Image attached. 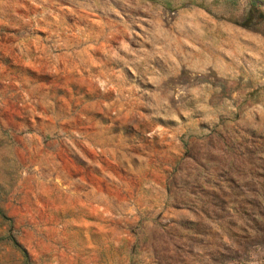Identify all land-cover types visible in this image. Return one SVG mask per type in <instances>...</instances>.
I'll list each match as a JSON object with an SVG mask.
<instances>
[{
	"label": "rangeland",
	"instance_id": "obj_1",
	"mask_svg": "<svg viewBox=\"0 0 264 264\" xmlns=\"http://www.w3.org/2000/svg\"><path fill=\"white\" fill-rule=\"evenodd\" d=\"M0 264H264V0H0Z\"/></svg>",
	"mask_w": 264,
	"mask_h": 264
},
{
	"label": "trees",
	"instance_id": "obj_2",
	"mask_svg": "<svg viewBox=\"0 0 264 264\" xmlns=\"http://www.w3.org/2000/svg\"><path fill=\"white\" fill-rule=\"evenodd\" d=\"M251 9L253 10H255L256 8H257V5H256V2L255 1H251ZM17 244V243H16ZM25 253V252H24ZM26 254V253H25Z\"/></svg>",
	"mask_w": 264,
	"mask_h": 264
}]
</instances>
